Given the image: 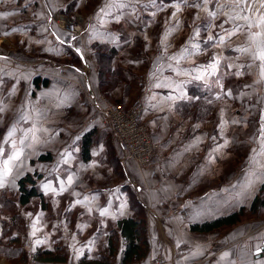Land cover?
Listing matches in <instances>:
<instances>
[{
  "label": "crops",
  "instance_id": "0c3cea01",
  "mask_svg": "<svg viewBox=\"0 0 264 264\" xmlns=\"http://www.w3.org/2000/svg\"><path fill=\"white\" fill-rule=\"evenodd\" d=\"M260 1L232 0L216 18L208 16L213 5L206 1L160 5L146 17L139 0H0V264H42L35 251L56 246L71 252L53 264H79L86 250L98 255L118 220L134 216L130 192L146 210L149 241L146 257L130 264H151L155 255L165 256L161 264H264L255 253L264 220L191 227L249 206L264 182ZM167 8L176 12L168 20ZM179 8L187 10L178 15ZM58 14L80 17L83 32L60 27ZM93 100L143 104V120L160 142L152 164L140 167L117 151L122 176L116 174L108 134L93 121ZM92 130L85 159L83 136ZM46 153L50 159H39ZM26 173L39 175L44 205L40 197L18 202ZM79 188L103 196L70 200L83 210H75L67 235L61 194ZM38 199L47 234L36 236ZM9 204L22 228L13 224ZM179 207L188 214L174 213ZM124 244L120 239L119 252ZM111 264H121L120 255Z\"/></svg>",
  "mask_w": 264,
  "mask_h": 264
},
{
  "label": "trees",
  "instance_id": "16d2710c",
  "mask_svg": "<svg viewBox=\"0 0 264 264\" xmlns=\"http://www.w3.org/2000/svg\"><path fill=\"white\" fill-rule=\"evenodd\" d=\"M38 81V79H36ZM44 83H46L44 81ZM200 100H207L208 95L206 92H201ZM207 103V102H206ZM201 104H196L201 112H207L208 108L200 107ZM196 118H204V115H196ZM2 130L0 129V134ZM93 130L86 135L83 136V144H82V153L85 159L89 158L90 152L89 148L92 142ZM109 137V136H108ZM110 139V138H109ZM108 159L113 161L115 167L120 166V161L118 156L114 154L113 145L109 142L108 149ZM51 158L50 153L41 154L39 159L48 160ZM35 176L39 175L37 173H26L22 176L19 183V194L17 200L22 205H27L31 202L33 197H40L42 200V204L44 205V195L39 185L37 183V179ZM130 194V201L133 203L132 209L134 212L133 217H123L120 218L117 222V226L109 231L108 235V243L105 247V250L100 252L98 255L88 259L87 256H84L80 259V264H111V259L120 255V263L121 264H130L135 260H140L148 254L149 250V241L146 235V214L143 205L136 199L135 194L132 192ZM8 197H4L5 203L10 201L7 200ZM7 208L11 211L13 224L17 228H22V221H20V216L16 215V212L13 214V204L7 205ZM250 212L254 215L264 216V182L259 188L257 194L254 196L250 208ZM245 215V207H241L239 210L231 212L227 215L220 216L211 221H205L203 223H194L192 224L193 230L199 231H208L214 228L220 227H230L238 224L242 221V218ZM122 239L124 241V247L119 252V240ZM35 258L39 261L43 262H55V261H64L66 260V251L61 246H56L53 250L50 249H37L35 251Z\"/></svg>",
  "mask_w": 264,
  "mask_h": 264
},
{
  "label": "built area",
  "instance_id": "2783aa9c",
  "mask_svg": "<svg viewBox=\"0 0 264 264\" xmlns=\"http://www.w3.org/2000/svg\"><path fill=\"white\" fill-rule=\"evenodd\" d=\"M60 27L74 34L83 32V23L80 17L70 19L64 14L56 16ZM97 109L93 121L98 127L107 130L111 135V142L117 147L123 159H133L140 167L152 164L158 155L160 142L154 138L147 124L143 120L144 106L136 103L124 106L110 101H91ZM174 213L188 214L187 209L175 208ZM165 257H159L151 264H161ZM53 264L51 262H40Z\"/></svg>",
  "mask_w": 264,
  "mask_h": 264
},
{
  "label": "rangeland",
  "instance_id": "374dc122",
  "mask_svg": "<svg viewBox=\"0 0 264 264\" xmlns=\"http://www.w3.org/2000/svg\"><path fill=\"white\" fill-rule=\"evenodd\" d=\"M89 1V0H88ZM102 0H100V2H101ZM106 1V0H105ZM110 0H107V3L109 2ZM147 1V2H146ZM211 2L212 3V5L213 6H211L212 8H211V11H212V13H209L208 14V16L210 15L211 17H213V16H215L216 18L219 16L218 15V13H216V11H218V12H220V13H222V11L220 10V8L221 9H223L226 5L227 6H231L230 5V3L232 2V0H139V2H141L142 3V5H140V6H142V10H143V13L145 14L146 13V17L148 16H151L152 14H154L155 13V11L157 10V11H159V10H161V9H157V7L158 6H160V5H162V6H164L165 8L166 7H168L169 5H171V4H173V5H180V6H186L187 4L188 5H190V4H200L199 2ZM254 1H257V0H254ZM149 2H151V3H153L154 5H156V9L154 10V9H149L148 8V6H146V5H149ZM162 3V4H161ZM247 3H248V0H247ZM246 3V4H247ZM244 4V3H243ZM205 5V4H204ZM165 8L163 9V10H165ZM258 8H259V10H260V12L261 11H264V7H261V1L259 2V7H256V9L258 10ZM168 10L167 11H164V13L162 14V16H164V19H166V20H168V19H171L172 17V15L173 14H176V12L175 11H169V9L170 8H167ZM172 9V8H171ZM217 9H219V10H217ZM182 10H183V12H182ZM186 10H187V8H179V10H178V15H181V14H184V12H186ZM241 10V9H240ZM195 11H196V13H198L199 12V10L197 9V7H195ZM241 11H243V10H241ZM259 12V11H258ZM230 14H233V11H231L230 12ZM261 14H263L262 12H261ZM228 16V15H227ZM67 17H69L70 19H72L73 17H75L74 15H68ZM259 18V17H258ZM257 18V16L255 17L254 16V20L255 19H258ZM121 21L123 20V19H120ZM91 102V101H90ZM192 114V117L193 118H196L195 117V114H193V113H191ZM97 115V109H96V111H95V113H94V116L93 117H95ZM197 119H202V118H197ZM100 129H101V131L103 130L105 133H107L108 134V136H109V138L111 137V135H110V133H108L107 132V130H105V129H103V128H101L100 127ZM110 141H111V138H110ZM112 143V142H111ZM113 144V143H112ZM114 145V144H113ZM115 146V145H114ZM116 147V146H115ZM114 147V148H115ZM117 149V147L115 148V150H114V154L117 156V151H119L118 149ZM120 155V154H119ZM109 160V164H112V165H114L113 164V161H111V159H108ZM114 166H117V165H114ZM119 168L120 167H115L114 168V170H115V172H116V174H118L119 176H122V174H121V172H120V170H119ZM132 183H135L134 181H132ZM41 187V185L39 186V188ZM41 189V188H40ZM94 190V189H93ZM92 190V192H90L91 190H88V191H82L80 188L78 189V190H76V189H67L65 192H63L61 195L63 196V197H66V199H65V202L67 203L66 205H67V212H66V215H65V218H66V222H67V225L68 224H70V226H67V228H68V233H67V235H70V230L73 228V224L75 223V220H74V218L73 217H76L75 215V210H78V211H76V212H78V214H79V212L81 211V210H83V206H80V205H75V204H72V202H70V200H72V199H74V197H78V196H84V195H89V194H92V195H100V196H103L101 193H93V192H95V191H93ZM258 190H259V188H254V193L255 192H258ZM58 191V190H57ZM56 192V191H55ZM55 195L57 196V195H59L58 194V192H56L55 193ZM105 195V194H104ZM128 195V194H127ZM37 202L39 201V199L38 200H36ZM34 203L33 204V207H34V212H35V216H36V220H35V229H36V236L37 235H46L47 233L46 232H44L43 231V226H42V223H43V217L41 216V214L43 213L42 211H43V208H41V202L39 203ZM132 205H133V203H131V201H129V207H131L132 208ZM29 206H31V205H29ZM88 206H91V205H88ZM43 207V206H42ZM242 207H245V215H244V217L242 218V221H240L239 222V224H242L243 223V225H244V227L246 226V227H252V226H254V225H258L260 222H262L263 220H264V216H259V215H254V214H252L251 212H250V210H249V208H250V205L249 206H246V205H244V206H242ZM49 208V207H48ZM240 208H238L237 210H239ZM42 210V211H41ZM237 210H235V211H237ZM174 211V210H173ZM134 212H136L134 209H133V213ZM232 212H234V211H232ZM82 213H84V212H82ZM231 213V212H230ZM85 214H87V213H85ZM145 214H146V210H145ZM229 214V213H228ZM227 215V214H226ZM223 216V215H222ZM86 217L88 218V216L86 215ZM258 218H259V222L257 221V222H254L255 220H258ZM209 221H211V220H209ZM221 228H225V227H221ZM8 230H10V228L8 229ZM37 233H39V234H37ZM41 239H43V237H40ZM69 239H67L68 241H71V243H74L73 242V240L74 239H72L71 237H68ZM103 247V246H102ZM180 251H182V252H184V251H186V246H180ZM99 251H100V249H99ZM71 252V249L70 250H68L67 252H66V256H67V258H68V253H70ZM84 256H87L88 257V259L90 258V256L88 255V250H86V252H85V254L82 256V257H84ZM81 257V258H82ZM159 257H165L164 255H155L154 257H152V260L151 261H156ZM66 258V259H67ZM80 258V259H81ZM80 264V263H79Z\"/></svg>",
  "mask_w": 264,
  "mask_h": 264
},
{
  "label": "snow or ice",
  "instance_id": "6c2138e0",
  "mask_svg": "<svg viewBox=\"0 0 264 264\" xmlns=\"http://www.w3.org/2000/svg\"><path fill=\"white\" fill-rule=\"evenodd\" d=\"M247 3V0H238V3ZM261 7H264V0H261ZM245 19H246V17H245ZM261 22H264V15H262V17H261ZM245 51H247L246 49H245ZM259 59H261L262 61H264V54H261L260 56H259Z\"/></svg>",
  "mask_w": 264,
  "mask_h": 264
},
{
  "label": "water",
  "instance_id": "95a60500",
  "mask_svg": "<svg viewBox=\"0 0 264 264\" xmlns=\"http://www.w3.org/2000/svg\"><path fill=\"white\" fill-rule=\"evenodd\" d=\"M255 253H256V257L264 256V241L262 245L255 250Z\"/></svg>",
  "mask_w": 264,
  "mask_h": 264
},
{
  "label": "bare ground",
  "instance_id": "6f19581e",
  "mask_svg": "<svg viewBox=\"0 0 264 264\" xmlns=\"http://www.w3.org/2000/svg\"><path fill=\"white\" fill-rule=\"evenodd\" d=\"M35 255V254H34Z\"/></svg>",
  "mask_w": 264,
  "mask_h": 264
}]
</instances>
